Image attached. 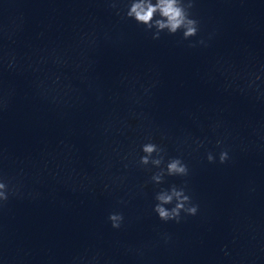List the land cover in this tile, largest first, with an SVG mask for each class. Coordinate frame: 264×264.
I'll return each mask as SVG.
<instances>
[{"label": "clouds", "instance_id": "clouds-1", "mask_svg": "<svg viewBox=\"0 0 264 264\" xmlns=\"http://www.w3.org/2000/svg\"><path fill=\"white\" fill-rule=\"evenodd\" d=\"M195 0H128L124 18L133 19L137 24L143 25L145 29L152 33V39L158 40L162 32L175 35L182 32L183 40L197 36L199 32V21L194 18L193 9ZM115 7V4L111 5ZM154 30V31H153ZM198 43L203 44L200 40ZM195 47V44H190ZM219 143V142H218ZM143 156L140 157L141 165L159 167L164 161V149L157 144L148 142L142 145ZM156 158H153V154ZM210 163L215 161L212 153L207 155ZM228 160V153L222 151L219 155V162L225 163ZM168 176H187L188 167L179 158H172L166 164V168H161L159 172L152 176V180L159 184L163 177ZM16 193L9 188L7 182L0 180V207L9 200L10 195ZM153 211L158 214L161 221H174L180 223L185 216H195L199 206L192 203L191 197L186 193L184 187L172 185L169 189H161L155 195ZM172 205L170 208L166 207ZM184 214L182 216L181 214ZM113 228L119 229L123 222L122 213H110L108 216Z\"/></svg>", "mask_w": 264, "mask_h": 264}]
</instances>
